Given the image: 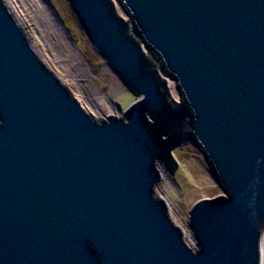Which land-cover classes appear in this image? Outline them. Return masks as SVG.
<instances>
[{
    "label": "water",
    "instance_id": "1",
    "mask_svg": "<svg viewBox=\"0 0 264 264\" xmlns=\"http://www.w3.org/2000/svg\"><path fill=\"white\" fill-rule=\"evenodd\" d=\"M115 1L69 0L137 97L98 121L0 0V264H263L264 0ZM188 144L223 193L195 248L156 195Z\"/></svg>",
    "mask_w": 264,
    "mask_h": 264
},
{
    "label": "rangeland",
    "instance_id": "2",
    "mask_svg": "<svg viewBox=\"0 0 264 264\" xmlns=\"http://www.w3.org/2000/svg\"><path fill=\"white\" fill-rule=\"evenodd\" d=\"M29 36L42 62L59 76L73 97L96 120L122 117L136 101L93 48L68 0H4ZM117 6V5H116ZM124 18L127 17L117 6ZM170 90L177 100L173 81ZM178 171L171 175L158 165L161 181L156 195L168 203L171 219L184 231L186 242L196 247L189 231V210L205 198L222 195L203 154L192 144L173 150ZM264 262V254H263Z\"/></svg>",
    "mask_w": 264,
    "mask_h": 264
},
{
    "label": "bare ground",
    "instance_id": "3",
    "mask_svg": "<svg viewBox=\"0 0 264 264\" xmlns=\"http://www.w3.org/2000/svg\"><path fill=\"white\" fill-rule=\"evenodd\" d=\"M8 5V4H7ZM11 10V9H10ZM12 11V10H11ZM13 13V12H12ZM14 14V13H13ZM14 16H15V14H14ZM48 67V66H47ZM169 85H170V83H169ZM171 89V88H170ZM172 96H173V94H172ZM173 98H174V96H173ZM80 103V102H79ZM80 105L84 108V106L80 103ZM85 109V108H84Z\"/></svg>",
    "mask_w": 264,
    "mask_h": 264
}]
</instances>
